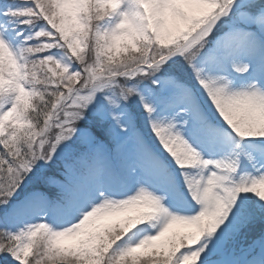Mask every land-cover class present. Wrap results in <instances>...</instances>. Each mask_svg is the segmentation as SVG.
Returning <instances> with one entry per match:
<instances>
[{
    "label": "snow or ice",
    "instance_id": "obj_1",
    "mask_svg": "<svg viewBox=\"0 0 264 264\" xmlns=\"http://www.w3.org/2000/svg\"><path fill=\"white\" fill-rule=\"evenodd\" d=\"M0 264H264V0H0Z\"/></svg>",
    "mask_w": 264,
    "mask_h": 264
}]
</instances>
